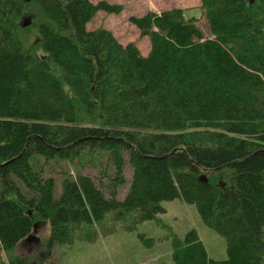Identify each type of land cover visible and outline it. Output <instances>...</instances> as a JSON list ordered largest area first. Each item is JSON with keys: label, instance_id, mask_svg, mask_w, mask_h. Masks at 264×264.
Segmentation results:
<instances>
[{"label": "trees", "instance_id": "trees-1", "mask_svg": "<svg viewBox=\"0 0 264 264\" xmlns=\"http://www.w3.org/2000/svg\"><path fill=\"white\" fill-rule=\"evenodd\" d=\"M200 2L199 18L180 8L132 17L150 40L143 56L111 31L87 30L97 12L123 7L0 0V264H46L44 253L85 229L97 234L110 215L112 227L134 218L124 227L133 233L176 201L225 239L227 258H210L191 229L171 238L169 264H264V0ZM235 63L261 86L222 85L216 71L241 75ZM41 158L95 163L111 180L109 197L85 175L58 193L56 179L33 167ZM127 162L132 182L119 200ZM41 224L44 250L7 263L2 255L31 243Z\"/></svg>", "mask_w": 264, "mask_h": 264}, {"label": "rangeland", "instance_id": "rangeland-1", "mask_svg": "<svg viewBox=\"0 0 264 264\" xmlns=\"http://www.w3.org/2000/svg\"><path fill=\"white\" fill-rule=\"evenodd\" d=\"M93 4L105 2L109 5L123 7L120 14H107L97 12L87 25L88 31L104 29L111 31L113 35L123 44H135L143 56L150 52V40L142 37L140 31L130 22L132 17H142L148 12L161 13L173 9H184L188 17L199 18L202 15L200 0H91ZM22 26H31L32 17L26 16L22 19ZM202 29L207 33V23L203 18L200 22ZM37 36H34V42ZM232 60V57L229 56ZM236 64V63H235ZM241 68L238 64H236ZM243 73L236 76H225L216 71L219 82L229 88H252L262 84V78L255 73L241 68ZM35 170L43 171L46 176L56 179L57 192L61 193L62 184L65 179L75 180L79 175L89 176L97 187L109 197L111 180L103 177V172L95 163H87L86 159L73 163L65 160H46L41 158L33 162ZM133 170L127 162L126 185L119 188L118 199L123 200L129 192L132 182ZM167 208L165 215L159 216L155 222H146L137 225L133 233L124 230V227H134V218L126 225L117 224L112 227L113 215L106 219V223L93 232L87 234L86 229L77 235L76 242L72 246L58 248L55 256L44 253L41 258L46 264H169L171 261V238L177 235L184 238L191 229H195L210 258L224 260L227 258L226 241L213 230L207 228L200 218L195 207L181 201L164 203ZM112 228L110 231H108ZM96 227L94 228V230ZM103 230L108 231L107 234ZM143 234L148 239H153L155 244L150 247L143 245L138 237ZM31 243L20 245L11 256L3 254V259L8 263L10 257L25 256L43 251V242L49 236V226L39 225L33 233ZM42 262L32 261L31 264Z\"/></svg>", "mask_w": 264, "mask_h": 264}, {"label": "water", "instance_id": "water-1", "mask_svg": "<svg viewBox=\"0 0 264 264\" xmlns=\"http://www.w3.org/2000/svg\"><path fill=\"white\" fill-rule=\"evenodd\" d=\"M33 237H34V236H33V234H32V235L30 236V240H32V239H33Z\"/></svg>", "mask_w": 264, "mask_h": 264}]
</instances>
